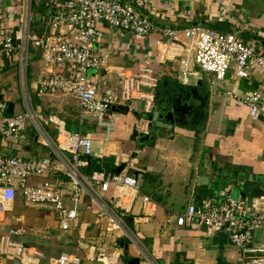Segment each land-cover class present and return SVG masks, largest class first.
Returning a JSON list of instances; mask_svg holds the SVG:
<instances>
[{"label":"crops","instance_id":"crops-1","mask_svg":"<svg viewBox=\"0 0 264 264\" xmlns=\"http://www.w3.org/2000/svg\"><path fill=\"white\" fill-rule=\"evenodd\" d=\"M25 1L0 0V41L5 31L16 29ZM161 1L166 16L155 20L157 26L179 30L192 25L218 27L233 31L245 40L264 43V0ZM50 16L45 21L50 29L46 36L58 34L51 25L53 15ZM42 17L39 15L37 19L43 20ZM98 27L105 35L101 47L110 54L108 71L102 74L104 81L99 82V96L109 90L120 96L122 90L118 89L117 79L121 71L137 73L140 69H150L159 77L151 113L153 120L158 121L168 112H172L173 118L172 122L167 119L168 123L161 120L165 129L154 143L140 144L138 139L133 140L137 132L135 125L144 116L143 102H137L134 107H113L111 128H107L96 119L81 117L79 101L73 96H40L39 81L56 73L64 74L66 70L47 67L42 51L33 47L29 53L32 63L28 58L25 75L14 59L0 61V103L6 105L9 115L20 114L23 92L27 89L50 136L58 139L52 119H59L70 132L79 131L91 139L92 155L88 160L98 161L108 173L123 168L122 173L138 179L140 192L151 197L152 203L145 204L138 198L123 218L144 245L146 256L114 230L87 197L83 196L78 204L77 222L72 223L69 232H64L53 207L27 203L20 190L6 212L0 211V263L24 264L8 245L12 242L40 252L39 264H51L66 253L80 257L82 264H103L96 259L99 255L116 256L121 264L134 259H139V264H239L238 254L226 235L208 234L203 228L178 227L176 215L220 192L249 202L264 195V123L251 119L242 101L250 91L256 90L261 73L255 71L250 81L237 80L233 71L224 81L212 76L214 84L200 76L190 80L181 68V76L178 74V64L186 57L181 44L157 46L156 34L139 38L104 23ZM261 48L264 52V46ZM193 79L194 84L190 82ZM12 92L22 93V100L15 101L8 95ZM147 127L148 124L141 134L148 133ZM0 155L35 160L50 153L34 126L28 123L20 136L0 137ZM52 163L48 176L29 178L27 184L38 188L47 180L56 181L72 191L60 164L54 159ZM84 170L88 176L96 173L87 167ZM233 182L244 184L245 188L236 190L230 185ZM113 193L111 186L105 195L107 202ZM65 205L74 207L69 198ZM262 239L263 235H258L256 241ZM121 240L128 242V251Z\"/></svg>","mask_w":264,"mask_h":264},{"label":"built area","instance_id":"built-area-1","mask_svg":"<svg viewBox=\"0 0 264 264\" xmlns=\"http://www.w3.org/2000/svg\"><path fill=\"white\" fill-rule=\"evenodd\" d=\"M31 1H25L16 29L3 33L0 61L14 59L25 75L30 48L40 49L47 67L64 68L66 72L41 79L38 94L72 95L79 101L81 117L96 119L107 128H111L113 107H134L137 102H143L144 116L135 125V130L141 134L155 106L159 77L150 69H140L137 73L121 71L118 75L122 88L120 96L111 90L99 96V82L104 81L102 74L108 71L110 58L101 47L105 35L99 23L139 38L156 34L157 46L181 44L180 37H183L188 43L181 44L186 57L181 60L180 67L187 77L197 78L203 71L217 81H224L233 71L237 80L250 81L255 71L264 74V55L260 53L259 41L199 25L182 30L157 26L155 20H163L166 16L161 10V0H58L51 20L58 34L46 37H38L31 31ZM228 95L235 98L231 92ZM242 101L249 109V117L264 123V90H252ZM23 109L20 114L9 115L6 105L0 103V137H18L31 123L50 156L31 160L0 155V211L6 212L16 192L21 190L27 203L53 207L60 217L62 231L69 232L72 223L77 222V207L85 196L114 230L146 256L144 245L123 218L138 198L145 204L152 203L151 197L140 192L138 179L104 170L93 176L86 175L83 171L92 155L91 139L79 131L70 132L59 119H52L58 139L50 136L27 89L23 92ZM52 159L69 178L72 191L56 181L45 182L38 188L27 184L29 178L48 176L53 169ZM111 186H114V193L107 202L105 195ZM66 198L72 201L73 208L66 207ZM176 225L203 228L208 234L225 233L242 254L239 264H264V195L249 202L220 192L200 205H189L184 213L176 215ZM258 235H263L260 242L256 241ZM8 245L24 264H39L42 259L35 249L12 242ZM96 259L103 264H121L116 256L99 255ZM51 264H82V260L66 253Z\"/></svg>","mask_w":264,"mask_h":264},{"label":"trees","instance_id":"trees-1","mask_svg":"<svg viewBox=\"0 0 264 264\" xmlns=\"http://www.w3.org/2000/svg\"><path fill=\"white\" fill-rule=\"evenodd\" d=\"M58 0H32L31 4V11H32V21H31V31L33 34H35L38 37H45L49 33V28L47 29V25L45 21H49L50 14L53 15L55 11V6ZM41 15L43 16V20L37 19V17ZM222 28V26H219ZM212 28V27H210ZM213 29L219 30L221 32H230L235 33L233 31H223L222 29H219L218 27H213ZM7 60V59H6ZM106 167V166H105ZM89 169H94L95 172L102 171L101 165L98 163V161L95 160H89L88 166ZM85 171V170H84ZM50 182V181H45Z\"/></svg>","mask_w":264,"mask_h":264},{"label":"water","instance_id":"water-1","mask_svg":"<svg viewBox=\"0 0 264 264\" xmlns=\"http://www.w3.org/2000/svg\"><path fill=\"white\" fill-rule=\"evenodd\" d=\"M55 5L56 4H54V6ZM203 27H205V26H203ZM207 28H210V27H207ZM210 29H213V28H210ZM214 30H216V29H214ZM216 31H219V30H216ZM219 32H221V31H219ZM223 33H230V32H223ZM232 34H234V33H232ZM259 43L261 46H264V43H262L260 41H259ZM173 111H175L174 107H173ZM163 112H165V110H163ZM172 118H173L172 112H168L166 116L161 115L158 118V121H160V122H158L157 120H153V114H151L149 116V124L147 127L148 133L147 134L142 133V134L138 135V133L136 132V133H134L133 140L136 141L138 139V142L140 144H147L148 142L154 143L156 141L157 137H160V135H162V130L165 129L164 128L165 125L163 124V122H161V120L163 119L166 123H168L167 119H169V121L172 122ZM152 133H153V135H151ZM68 156L70 157L71 155H68ZM122 169L123 168L119 169L117 171V173H121ZM230 185L233 186L236 190H241V189L243 190L245 188L244 184L240 185L238 182L237 183L233 182ZM120 242L124 245L126 251H128V248H129L128 242H126L124 240H121ZM129 264H139V259H134Z\"/></svg>","mask_w":264,"mask_h":264},{"label":"rangeland","instance_id":"rangeland-1","mask_svg":"<svg viewBox=\"0 0 264 264\" xmlns=\"http://www.w3.org/2000/svg\"><path fill=\"white\" fill-rule=\"evenodd\" d=\"M23 12H24V8H22V13L21 14H23ZM21 18H20V16H18V20H20ZM180 43L181 44H187L188 42L183 38V37H181L180 38ZM260 53H262L263 55H264V52H263V50H262V48L260 49ZM31 58V57H30ZM30 58H29V62H30ZM31 63H32V58H31ZM178 64V63H177ZM180 66H179V64H178V74L181 76V70H180ZM200 79H204L206 82H208V83H212V84H214L215 82H214V80L212 79V75L211 74H208V73H206V72H203V71H201L200 72ZM190 80H192L191 79V77H190ZM260 84L258 85V87H256L255 89L256 90H264V74L263 73H261L260 74ZM191 83H195L196 81L193 79V81H190ZM190 83V84H191ZM117 86H118V89L121 91L122 90V88H121V84H120V81H119V79H117ZM14 92H12V93H9L8 95L9 96H11L12 95V98H14V100L16 101L17 100V98H19V101H21L22 100V93H18V94H16V93H14ZM115 93V92H114ZM70 96H72V95H70ZM74 97V96H73ZM8 99V97H6L5 98V100H7ZM22 112H24V109H23V111ZM21 112V113H22ZM206 231V230H205ZM221 234H223V235H226L225 233H221ZM226 237L228 238V236L226 235ZM228 241H229V239H228ZM229 243H230V241H229ZM230 246L236 251V253L238 254V260H237V263H239L240 261H241V257H242V254H241V252L240 251H238L231 243H230Z\"/></svg>","mask_w":264,"mask_h":264}]
</instances>
